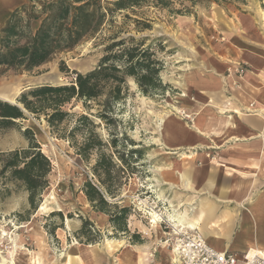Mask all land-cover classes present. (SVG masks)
<instances>
[{
	"label": "rangeland",
	"instance_id": "rangeland-1",
	"mask_svg": "<svg viewBox=\"0 0 264 264\" xmlns=\"http://www.w3.org/2000/svg\"><path fill=\"white\" fill-rule=\"evenodd\" d=\"M113 2L102 0L107 8L103 25L75 48L55 54L31 71L0 66V95L7 97L0 99L17 102L26 87L34 83L64 84L73 81L76 72L85 73L98 66L105 55V47L110 43L125 39L126 45H132L143 39V47L152 48L162 61L160 78L166 88L145 94L134 78L129 77L127 94L116 106L117 126L111 127L110 131L102 123L98 129L106 141L117 135L120 139L117 147L108 146L105 150L108 153L119 151L127 161L125 163L115 155L120 184L116 189L117 196L108 199L112 204L129 207L126 219L129 232L116 231L108 216L95 211L82 191L85 181L97 182L92 170L96 153L89 160H84L68 140L61 138L49 126L44 116L38 118L29 114L16 126L0 130V152L29 147L30 141L24 131L31 128L43 152L51 159L52 171L49 186L43 192L37 210L32 209L27 191L10 184L11 192L4 193L3 178L0 177V241L8 261L15 250L10 238L18 242L15 264H33L32 259L36 255L41 259L40 264H77L76 256L69 255L77 242L86 254V264H128V260L125 262L121 257L123 253H133L134 258L137 253L148 256L152 252L171 254L172 248L165 246L164 251L159 242L165 240L168 229L160 226L161 233L165 232L160 235L152 228L149 213L152 209L166 216L170 212H166L164 203L158 202L157 196H161V191L156 187L150 191L146 182L156 178V157L160 152L157 145L161 141L163 123L164 135L169 122L178 125V120L164 119L175 115L193 123L192 119L181 114L185 111L181 108L182 99L187 97L181 95L179 84L186 71L192 68L182 61L191 46L217 43L218 36L222 39L227 27L221 25L223 20L232 23L231 18L248 12L253 4H257L259 10L264 8V0H201L195 4L187 0H171L169 7L158 5L157 0H143L139 5L135 3L137 0H132L130 4L134 5L122 9L115 8ZM33 4L40 9L37 1H32L27 12L31 11ZM24 17H27L26 13ZM36 21L39 22L37 27ZM36 21L31 24L33 32L41 24V19ZM132 37L135 40H131ZM62 62L67 67L65 71H61ZM74 111H83L81 103ZM94 119L100 122L98 118ZM131 150H140L141 153L131 154ZM142 200L147 205L139 204ZM43 204L45 208L41 209ZM83 220L92 222L98 231V236L91 234L97 242L87 243V236L81 233Z\"/></svg>",
	"mask_w": 264,
	"mask_h": 264
},
{
	"label": "crops",
	"instance_id": "crops-1",
	"mask_svg": "<svg viewBox=\"0 0 264 264\" xmlns=\"http://www.w3.org/2000/svg\"><path fill=\"white\" fill-rule=\"evenodd\" d=\"M26 4L29 0H0V46L3 28ZM263 11L253 4L232 23L221 22L226 35L217 43L186 51L182 63L192 68L179 84L187 97L181 108L193 123L175 115L164 119L178 120V125L165 136L163 123L156 178L146 182L150 191H161L158 202L166 212L184 215L195 225L187 227L222 252H264ZM242 65L246 71L239 75ZM126 255L121 256L125 262ZM131 259L134 264H170L162 252Z\"/></svg>",
	"mask_w": 264,
	"mask_h": 264
},
{
	"label": "trees",
	"instance_id": "trees-1",
	"mask_svg": "<svg viewBox=\"0 0 264 264\" xmlns=\"http://www.w3.org/2000/svg\"><path fill=\"white\" fill-rule=\"evenodd\" d=\"M32 1H37L40 9L36 4L32 5L30 12H27L28 4L18 8L2 30L0 66L31 71L55 54L71 50L95 34L107 15L102 0H29V3ZM131 1L114 0L113 5L122 9L135 3L139 5L143 0L134 4H130ZM187 1L195 4L201 0ZM170 2L157 0L158 5L164 7H169ZM25 13L27 17H24ZM40 19V26L33 32L32 21ZM143 46V39L132 45H126L125 39L110 43L105 47V55L98 66L85 73L76 72L73 81L31 87L21 93L16 103L0 99V130L16 126L29 114L38 118L44 116L49 126L68 140L84 160L96 153L92 170L97 182L85 181L82 191L93 209L108 216L114 229L124 233L129 232L126 219L130 209L110 203L108 197L117 196L116 189L120 184L115 155L119 160L127 161L119 151L108 153L105 150L108 146L117 147L120 140L117 135L111 134V140L106 141L98 129L102 123L110 131L111 127L117 126L116 106L127 94L129 77L134 78L145 94L166 88L160 78L162 61L151 47ZM66 68L62 62L61 71ZM79 103L82 112L74 111ZM24 134L30 141L29 147L0 152V177L3 178L4 193L11 192L10 184L27 191L32 209L37 210L42 194L49 186L52 162L43 152L33 130L27 128ZM129 153L137 155L141 151L131 150ZM81 233L87 236V243L97 242L98 231L89 220H83Z\"/></svg>",
	"mask_w": 264,
	"mask_h": 264
},
{
	"label": "built area",
	"instance_id": "built-area-1",
	"mask_svg": "<svg viewBox=\"0 0 264 264\" xmlns=\"http://www.w3.org/2000/svg\"><path fill=\"white\" fill-rule=\"evenodd\" d=\"M245 71L243 65L237 69L239 75H243ZM181 114L192 120L194 118L186 110ZM163 215L160 226L168 229L164 241L175 250L176 264H264V256L258 251L242 254L219 251L209 245L200 232L172 227L170 220L165 214Z\"/></svg>",
	"mask_w": 264,
	"mask_h": 264
},
{
	"label": "bare ground",
	"instance_id": "bare-ground-1",
	"mask_svg": "<svg viewBox=\"0 0 264 264\" xmlns=\"http://www.w3.org/2000/svg\"><path fill=\"white\" fill-rule=\"evenodd\" d=\"M263 15H264V11H263ZM192 81V80H191ZM188 89V88H187ZM0 97H3V98H7V97H4V96H1L0 95ZM7 100H9V99H7ZM9 101H13V99H11V100H9ZM177 110V109H176ZM178 111V110H177ZM164 122V121H163ZM170 124H168V129H167V131H166V134H165V136H167L168 135V131H169V129L172 127V126H174L175 125V123L174 122H169ZM52 151L54 152V154L56 155V153H55V150H53L52 149ZM180 172V171H179ZM181 173V172H180ZM47 199V198H46ZM140 203H144L145 205H147V202L145 201V200H142V202L141 201H139V204ZM171 205V204H170ZM173 205V204H172ZM45 208V205L43 204L42 206H41V209H44ZM174 208V207H173ZM177 210V209H176ZM150 216H151V224H152V228L154 229H156L157 231H158V233L161 235V234H165V232H162L161 233V231L159 230L161 227H160V220H161V218L164 216L162 213H159L157 210H155V209H152V210H150ZM167 218H168V220H170V222L172 223V227H181V228H186V229H191L192 227L193 228H195V225H194V223H190V222H188V221H186V217L184 216V215H182V214H177V215H175V214H172L171 212L169 213V215H167L166 216ZM195 217V216H194ZM196 223V222H195ZM186 224H188L189 225V227L191 226V228H189V227H187L186 226ZM191 230H195V229H191ZM195 231H197V230H195ZM11 239V241H12V244H13V246H14V252H11V260L10 261H8L7 260V258H5V256L3 255L4 254V250H3V246H2V242L0 241V264H7V262H9L10 264H15L14 263V259H16L17 258V253H18V248H19V245H18V242H16V240L14 239V238H10ZM159 242H161V244L163 245V246H168V243H166V242H162L161 240H159ZM81 244H79L78 242L77 243H75V246H74V248L69 252V255L71 256V255H74V256H76V260H78V262H80L81 264H84L83 262H84V253H83V251L81 250ZM69 249V248H68ZM8 250H9V248H8ZM128 252V251H127ZM251 253H253V252H251ZM261 253V252H260ZM130 255H129V257H128V264H134V263H132L133 261H132V259L131 260H129L132 256H133V253H129ZM263 256H264V252L263 253H261ZM131 256V257H130ZM169 256V260H170V264H176V253H175V250H171V254L170 255H168ZM126 258H127V256H126ZM32 262H33V264H40V262H41V259L38 257V255H36L35 257H34V259H32ZM165 262V261H164ZM167 263V262H166Z\"/></svg>",
	"mask_w": 264,
	"mask_h": 264
},
{
	"label": "water",
	"instance_id": "water-1",
	"mask_svg": "<svg viewBox=\"0 0 264 264\" xmlns=\"http://www.w3.org/2000/svg\"><path fill=\"white\" fill-rule=\"evenodd\" d=\"M39 85L38 83H34L32 85H29L28 87H26V89H30L31 87L37 86ZM12 103H16V102H12Z\"/></svg>",
	"mask_w": 264,
	"mask_h": 264
}]
</instances>
